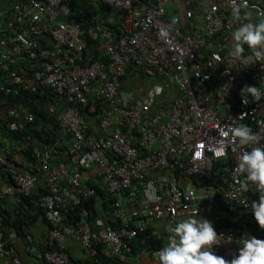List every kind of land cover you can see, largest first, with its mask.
<instances>
[{
  "label": "built area",
  "instance_id": "obj_1",
  "mask_svg": "<svg viewBox=\"0 0 264 264\" xmlns=\"http://www.w3.org/2000/svg\"><path fill=\"white\" fill-rule=\"evenodd\" d=\"M99 1L109 17L87 27L72 0L0 3V121L20 135L0 144V202L40 192L47 264H69V242L84 264H158L168 228L191 214L213 223V251L226 259L242 237L263 240L250 209L259 193L238 191L246 178L235 168L264 139L216 155L217 125L264 137V99L245 106L240 95L264 91V61L246 45L231 56V0ZM247 2L242 16L264 21V0ZM18 152H29L27 167L14 164ZM0 259L24 264L1 216Z\"/></svg>",
  "mask_w": 264,
  "mask_h": 264
},
{
  "label": "clouds",
  "instance_id": "obj_2",
  "mask_svg": "<svg viewBox=\"0 0 264 264\" xmlns=\"http://www.w3.org/2000/svg\"><path fill=\"white\" fill-rule=\"evenodd\" d=\"M231 6L233 19L239 22V27L232 32L231 56L239 59L246 45L257 60L264 61V21L252 22L248 12L242 16V9L248 8L247 0H239V3L238 0H231ZM158 35L162 40H167L169 32L161 27ZM156 91L160 92L161 89L157 87ZM240 95L245 106L264 99V91L257 86H243ZM216 130L219 145L217 156L225 155L229 147L236 152L249 145H258L264 139L244 124L217 125ZM236 161L235 171L246 178L245 182L240 183L238 191L247 192L249 184H252L259 193V201H252L250 209L259 229L264 231V147L253 146L250 150L240 151ZM168 233L167 244L157 253L158 264H264V240L255 236L242 237L241 247L232 254L231 259L215 254L213 248L219 245V235L212 222L198 219L197 214L179 220L175 226L168 228Z\"/></svg>",
  "mask_w": 264,
  "mask_h": 264
},
{
  "label": "crops",
  "instance_id": "obj_3",
  "mask_svg": "<svg viewBox=\"0 0 264 264\" xmlns=\"http://www.w3.org/2000/svg\"><path fill=\"white\" fill-rule=\"evenodd\" d=\"M92 1L94 2V0ZM7 2L11 1L0 0V3L3 4H6ZM95 13L98 14V17L102 16L99 10ZM173 92L177 94L174 88ZM38 122L39 121L37 120V123ZM27 130H32V128H27ZM8 140L10 141L9 144H12L17 141V138L11 139L10 137H5L4 129H1L0 125V144H3ZM34 143L37 147L42 148V145L37 139H34ZM25 155L28 157L27 154L18 152L12 157L14 164L19 168H25L28 166V160ZM1 158L2 156L0 154V159ZM35 193L37 192H34V194ZM0 212H2L4 216L6 215V217H8L7 220H9L4 226L6 243L17 251L21 261L24 264H47L42 260L41 256L45 249V238L48 226L42 215L36 211V207L29 208L25 205L23 207L20 204V198L11 197L0 202ZM18 216L21 217L19 222L17 221ZM160 242L161 241H157L155 244L158 245ZM67 250L70 258L69 264H84L85 254L79 243L69 242ZM136 260L138 264H155L154 262H149L145 255H140ZM109 261L112 263L115 262L113 259H109ZM4 262L5 261L0 259V264H5Z\"/></svg>",
  "mask_w": 264,
  "mask_h": 264
},
{
  "label": "trees",
  "instance_id": "obj_4",
  "mask_svg": "<svg viewBox=\"0 0 264 264\" xmlns=\"http://www.w3.org/2000/svg\"><path fill=\"white\" fill-rule=\"evenodd\" d=\"M1 4H3V3H1ZM72 5L76 11H80L82 13V15H80V19L82 20L84 27L89 26V24H88L89 20L94 15H96V16L98 15L95 13L98 10L102 13V16L101 15L100 16L103 20H107L109 17L108 9L102 3H100L99 0H94V2L92 0H72ZM93 11H95V12H93ZM112 27L114 28V26H112ZM90 57H94V55L92 54V55H90ZM93 59H95V57ZM36 115L40 116V117L43 116V115L41 116L39 114H36ZM0 125H1V129H4V127L1 124V121H0ZM4 134H5V137H10L11 139H14V138L18 139L20 137L19 134L9 133L5 129H4ZM39 135L40 134L37 131H34V135H33L34 137H39ZM26 154L29 155V152H27ZM39 194H40V192H37L35 194H32L29 197L21 198L20 199L21 206L24 207V205H25L29 208L36 207L34 203L37 200V198L39 197ZM21 209H23V208H21ZM36 211L40 215H42V217L44 219L43 212L39 207H36ZM0 216L3 218V225L5 226L7 224V222L9 221V220H7L8 217H6V215L4 216L2 214V212H0ZM17 218H18L17 221L19 222V220H21V217L18 216ZM18 222H15V223H18ZM256 234H257V236L263 238V240H264V231H262L258 228L256 230Z\"/></svg>",
  "mask_w": 264,
  "mask_h": 264
},
{
  "label": "rangeland",
  "instance_id": "obj_5",
  "mask_svg": "<svg viewBox=\"0 0 264 264\" xmlns=\"http://www.w3.org/2000/svg\"><path fill=\"white\" fill-rule=\"evenodd\" d=\"M3 1H5V0H3ZM9 1H11V2H13L14 0H9ZM102 14V13H101ZM140 81H141V77L139 76V75H136V82L137 83H140ZM151 83V82H150ZM147 85L149 86V83H147ZM147 86V87H148ZM186 187L188 188L189 186L188 185H186Z\"/></svg>",
  "mask_w": 264,
  "mask_h": 264
}]
</instances>
